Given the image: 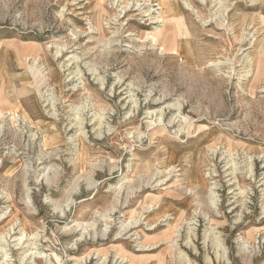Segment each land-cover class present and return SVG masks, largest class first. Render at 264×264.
<instances>
[{
    "label": "rangeland",
    "instance_id": "374dc122",
    "mask_svg": "<svg viewBox=\"0 0 264 264\" xmlns=\"http://www.w3.org/2000/svg\"><path fill=\"white\" fill-rule=\"evenodd\" d=\"M0 264H264V0H0Z\"/></svg>",
    "mask_w": 264,
    "mask_h": 264
},
{
    "label": "bare ground",
    "instance_id": "6f19581e",
    "mask_svg": "<svg viewBox=\"0 0 264 264\" xmlns=\"http://www.w3.org/2000/svg\"><path fill=\"white\" fill-rule=\"evenodd\" d=\"M163 2H165V1H163ZM136 4H137V3H136ZM138 5H140V4H138ZM141 6H142V4H141L138 8H141ZM158 9H159V8H158ZM162 20H163V18H162ZM162 20H161V21H162Z\"/></svg>",
    "mask_w": 264,
    "mask_h": 264
}]
</instances>
